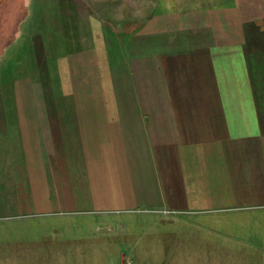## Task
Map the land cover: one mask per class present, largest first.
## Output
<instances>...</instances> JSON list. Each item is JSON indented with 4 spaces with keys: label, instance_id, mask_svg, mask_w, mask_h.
<instances>
[{
    "label": "crops",
    "instance_id": "crops-1",
    "mask_svg": "<svg viewBox=\"0 0 264 264\" xmlns=\"http://www.w3.org/2000/svg\"><path fill=\"white\" fill-rule=\"evenodd\" d=\"M178 1L136 16L120 60L94 39L64 54V35L14 56L25 12L0 30V215L209 213L264 255V0Z\"/></svg>",
    "mask_w": 264,
    "mask_h": 264
},
{
    "label": "rangeland",
    "instance_id": "rangeland-1",
    "mask_svg": "<svg viewBox=\"0 0 264 264\" xmlns=\"http://www.w3.org/2000/svg\"><path fill=\"white\" fill-rule=\"evenodd\" d=\"M154 3L156 0H0V30L6 33L8 27L14 28V18L25 12L26 21L18 25L24 31L15 42L14 56L33 51L41 42L49 51L58 41L61 49L64 35V54L72 38L80 49L91 46L94 39L96 48L105 45L111 50L104 55L120 60L131 53L120 52L124 43L134 47L137 42L135 34H129L135 29L136 16L146 21ZM121 19H128L126 30L120 31ZM91 25L94 37L88 34ZM173 31L166 26L154 37H145L142 55L151 54L152 43L160 47L174 43ZM103 53L95 52L97 63ZM162 209L169 208L0 215V264H264V255L257 250L260 245L238 243L232 227H225L222 234L215 214Z\"/></svg>",
    "mask_w": 264,
    "mask_h": 264
},
{
    "label": "built area",
    "instance_id": "built-area-1",
    "mask_svg": "<svg viewBox=\"0 0 264 264\" xmlns=\"http://www.w3.org/2000/svg\"><path fill=\"white\" fill-rule=\"evenodd\" d=\"M164 212H169V209H162Z\"/></svg>",
    "mask_w": 264,
    "mask_h": 264
}]
</instances>
